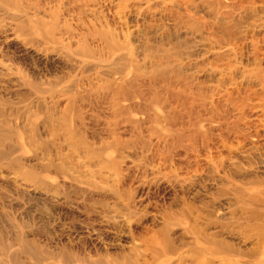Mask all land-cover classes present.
Segmentation results:
<instances>
[{
  "label": "rangeland",
  "instance_id": "1",
  "mask_svg": "<svg viewBox=\"0 0 264 264\" xmlns=\"http://www.w3.org/2000/svg\"><path fill=\"white\" fill-rule=\"evenodd\" d=\"M0 264H264V0H0Z\"/></svg>",
  "mask_w": 264,
  "mask_h": 264
},
{
  "label": "bare ground",
  "instance_id": "2",
  "mask_svg": "<svg viewBox=\"0 0 264 264\" xmlns=\"http://www.w3.org/2000/svg\"><path fill=\"white\" fill-rule=\"evenodd\" d=\"M159 78H160V80H167L168 78H167V75L165 74V72H161L160 73V75H159ZM175 78V77H174ZM173 79V78H172Z\"/></svg>",
  "mask_w": 264,
  "mask_h": 264
}]
</instances>
